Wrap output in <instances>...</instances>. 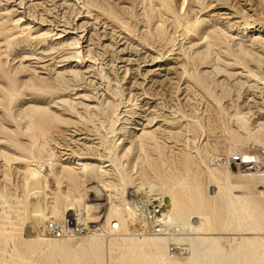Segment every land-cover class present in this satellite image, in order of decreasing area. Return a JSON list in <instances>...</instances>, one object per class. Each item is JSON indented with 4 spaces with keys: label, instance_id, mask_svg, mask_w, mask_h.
I'll return each mask as SVG.
<instances>
[{
    "label": "rangeland",
    "instance_id": "rangeland-1",
    "mask_svg": "<svg viewBox=\"0 0 264 264\" xmlns=\"http://www.w3.org/2000/svg\"><path fill=\"white\" fill-rule=\"evenodd\" d=\"M33 106L60 119L26 116ZM143 127L158 128L144 149L132 137ZM245 153L256 162L242 166ZM85 156L99 158L102 171L80 170ZM63 164L84 173L89 203H103L99 220L80 223L101 229L106 258L109 241L114 257L131 243L113 239L109 207L118 206L131 236H150L139 206L164 195L149 186L166 173L181 193H195L187 188L195 183L206 199L217 193L202 216L209 241L230 253L241 237L264 239V0H0L1 264H75L44 260L36 236L60 240L46 223L77 214L65 211ZM37 168L46 178L32 198ZM226 181L238 191L222 188ZM235 192L262 213L261 229L223 227ZM196 217L176 225L187 231ZM90 234L67 240L81 251Z\"/></svg>",
    "mask_w": 264,
    "mask_h": 264
},
{
    "label": "bare ground",
    "instance_id": "bare-ground-1",
    "mask_svg": "<svg viewBox=\"0 0 264 264\" xmlns=\"http://www.w3.org/2000/svg\"><path fill=\"white\" fill-rule=\"evenodd\" d=\"M34 114L40 115L41 118H49L50 125H54V122L60 119L58 115L53 114L48 108L33 106L30 107V109L26 112V116L29 117H33ZM37 127L42 129L45 126L43 122L39 120L37 122ZM157 130L158 128H134L132 131V137L134 138L133 143L135 140L138 139L140 148L144 149L143 147L151 146L152 142L155 140ZM77 135L79 136L81 134ZM84 139H87V137L82 136L77 138L76 140L79 141ZM133 143L128 148L127 152L133 148ZM254 157L255 156L252 154L245 153L240 157V164L244 167L251 165L256 162ZM80 159L88 160L78 162V165L81 166L79 168L80 170L84 169L85 167H88L92 171L94 169H99L100 171H102L103 165H101V163L98 161H94L99 160V158L94 156H85L80 157ZM146 160L147 159H144L145 162ZM76 169L77 168H74L70 165L63 164V166L58 172V174H60L61 176H66L70 181V184L64 192L65 201L68 202V204L65 205V211L69 212L75 209L77 214H71L69 216H75L78 222H85L87 219H98L101 216H96L95 212L98 209L100 210V207L103 205V203H89L88 200H86L87 190L82 182L84 173L82 171H77ZM29 171L30 175L33 177H31L33 180L30 184L31 190L34 192L32 193L31 197L36 198L39 196L40 188L43 187L42 183L44 181L42 182V180L46 177L41 179L43 177V173H41L40 168L29 169ZM173 178L174 175L170 173H166V175L162 178L157 177L159 182L156 184L150 183L149 187H154V189L159 190L160 193H163L164 195L153 197L149 196V194L147 193L148 196L145 197V202L150 207H152L154 204H156V206H160L163 200L165 202V199H169V203H165L161 211V222L166 231L163 235H157L153 232H150V236H144L142 238L131 236L130 228L126 223L125 217L122 216L118 206H116V204H113V206L109 207L110 209H108L109 212L106 216V221L109 223L108 230L111 232V234L113 233L115 236L118 235L116 238L113 239L123 240L127 242L129 240L131 242L129 245H125L124 247H122L124 251L122 250L121 252H119L117 257H114L111 246L114 242L109 241L110 244H108L107 247L108 256L106 258L105 248L101 244L102 234H99L98 232H93L89 235V238L86 237L85 240L80 242L78 247H80L81 251H77L75 247L71 246L69 240H67L73 239L75 236H67L61 238L60 240H50L49 238L45 237L42 230L38 229L39 232L36 235L38 236L37 242L43 243L45 246L44 249H46V251L48 252L47 255L44 256V260H48L50 255L56 254L62 255L65 258V261L67 262L72 257L75 264H88V259L93 260L94 264H105V262L106 264H264V239L262 238L254 236L241 237L240 244L235 246V248H233L230 253H227L220 246L219 242L215 243L214 240L209 241L210 238L208 236H205L208 221L203 220L202 216L203 214H205L206 211L214 207V204L216 203L217 193L215 196L211 195L212 197L206 199L203 193L201 192L200 185L198 183L187 185L188 190L189 188H195V193H181L182 191L179 192L175 190V185L167 186L168 180H173ZM223 187H225L226 190L232 187H235V191L238 189L236 188L238 186L231 185L229 181H226L222 188ZM42 191L44 190L41 189V193ZM236 192L235 194L231 193L227 195V213L229 212L232 215V221L224 224L223 227L229 229L233 225L236 231L261 229L262 213L258 210L257 207H254L249 200L243 199L242 196H240L242 194L237 195ZM37 209L38 207L35 210ZM142 209L143 208H141V210ZM60 212V209L53 211L55 216L61 214ZM193 213L198 214V216L201 218V221L196 217L197 219L191 221V225L187 228V231L184 230L180 225H176L180 223L182 219L188 218L189 220V216ZM142 218L144 224L146 225L147 222L145 221L144 216H142ZM41 220H36V227L40 225ZM235 239L236 237H233L234 241ZM169 242L179 244L180 249L184 246V243L188 245L187 248H182L183 250L179 251V255H183V259H179L175 256L176 254H171L168 251ZM188 252L189 254H187Z\"/></svg>",
    "mask_w": 264,
    "mask_h": 264
},
{
    "label": "built area",
    "instance_id": "built-area-1",
    "mask_svg": "<svg viewBox=\"0 0 264 264\" xmlns=\"http://www.w3.org/2000/svg\"><path fill=\"white\" fill-rule=\"evenodd\" d=\"M165 204L164 200L160 206L154 204L150 207L145 201L144 204L139 206V211L143 212L145 221L147 222L145 228L148 232H153L157 235H163L166 231L161 222V211L163 205ZM141 208H143L141 210ZM45 229L47 233L53 235L56 238H64L67 236H81L83 234L99 232L101 229L91 223V225H82L77 221L75 216H67L63 220H50L46 223ZM178 249H180L179 244L170 242L168 245V251L171 254H176Z\"/></svg>",
    "mask_w": 264,
    "mask_h": 264
},
{
    "label": "water",
    "instance_id": "water-1",
    "mask_svg": "<svg viewBox=\"0 0 264 264\" xmlns=\"http://www.w3.org/2000/svg\"><path fill=\"white\" fill-rule=\"evenodd\" d=\"M165 203L168 204L169 203V199H165Z\"/></svg>",
    "mask_w": 264,
    "mask_h": 264
}]
</instances>
